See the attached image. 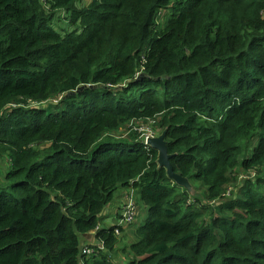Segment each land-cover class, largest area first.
I'll use <instances>...</instances> for the list:
<instances>
[{
    "label": "trees",
    "instance_id": "16d2710c",
    "mask_svg": "<svg viewBox=\"0 0 264 264\" xmlns=\"http://www.w3.org/2000/svg\"><path fill=\"white\" fill-rule=\"evenodd\" d=\"M78 1L0 0V264H123L92 233L130 187L124 264H264V0Z\"/></svg>",
    "mask_w": 264,
    "mask_h": 264
},
{
    "label": "rangeland",
    "instance_id": "374dc122",
    "mask_svg": "<svg viewBox=\"0 0 264 264\" xmlns=\"http://www.w3.org/2000/svg\"><path fill=\"white\" fill-rule=\"evenodd\" d=\"M94 2V0H80L77 2V7L80 8V9H83V8H86L88 6H90L92 3ZM68 18V14L65 12V11H58L55 15V18H54V21H53V27L54 29L60 33L61 35H66L67 33L71 32V31H78L80 30V28L78 27V29H75L74 26H71L67 20ZM167 23V21H166ZM54 103V102H53ZM42 106V105H40ZM139 126H142V128L139 129V131L141 132L142 130H145L144 133L146 136H144V138H151V134L154 135V136H157V135H161L163 133H161L160 130L158 129H155L154 126L150 123L146 124H139ZM142 129V130H141ZM144 144H146V141H144ZM7 165V162L6 161H1L0 162V166L1 168H5ZM193 187V186H192ZM237 188V187H235ZM128 190V188L126 189H119L115 195V199L111 202V205L110 207L107 209L104 210L105 212V216L103 217L104 214L101 215L100 217V225L98 226V228L101 226V228H106V229H109V228H114L115 226L112 225V223H117L118 222V219L116 218L115 221H114V215H113V211L116 212L117 210H120L122 208V205H121V208H120V200L122 202V196L123 194L125 195V191ZM190 194H193V188L190 190H188ZM124 201V200H123ZM137 201H138V198H137ZM138 217L135 221L134 224H131L130 227H128L127 229H125L122 233L123 237L126 236L127 240L126 239H123L121 238V236H116V238L119 240L118 242V254H117V257L115 259H117L119 262H122L123 264L127 261V256H126V253L123 252V249H124V245L126 243H133L134 242V237H133V231L137 228H139L140 226H142L147 218H148V213H147V209L144 208V206L142 204L139 203L138 205ZM118 215V213H117ZM100 229L98 230H95L92 234L95 236L97 235V232L99 231ZM128 233V235H127ZM121 234V233H120ZM83 243L87 246V242L85 240H83Z\"/></svg>",
    "mask_w": 264,
    "mask_h": 264
},
{
    "label": "built area",
    "instance_id": "2783aa9c",
    "mask_svg": "<svg viewBox=\"0 0 264 264\" xmlns=\"http://www.w3.org/2000/svg\"><path fill=\"white\" fill-rule=\"evenodd\" d=\"M142 130V129H141ZM143 132L145 130H142ZM141 131V132H142ZM146 136L145 133L143 134V137ZM155 137L154 135L151 134V138ZM150 138H144V140L146 141L147 145V141ZM231 189L228 190V194L230 193ZM125 195L123 194L122 196V208H121V217L120 219H118V222L114 225V229H115V235L116 236H121L123 231L125 229H127L128 227L131 226V224H134L137 217H138V205H137V194H136V190L133 189L132 187L128 188V190H126ZM124 200V201H123ZM101 229V226L98 228H96V230ZM121 233V234H120ZM94 236V235H93ZM94 247V248H92ZM92 247L84 246L83 247V255L84 256H88L91 257L90 255L96 254L95 252V248H98V251L102 250L104 252H106V248H105V244L104 242H100L97 245H94Z\"/></svg>",
    "mask_w": 264,
    "mask_h": 264
},
{
    "label": "water",
    "instance_id": "95a60500",
    "mask_svg": "<svg viewBox=\"0 0 264 264\" xmlns=\"http://www.w3.org/2000/svg\"><path fill=\"white\" fill-rule=\"evenodd\" d=\"M92 89H98L103 88V85H91ZM87 87H82L79 89V91H83ZM167 131L163 132L158 137L150 138L147 141V144L149 147L155 149L158 151V160L157 163L160 168H165L167 170V173L169 177L180 187L186 188L187 190H190L193 188L189 180L180 174L175 173L173 165L171 164V159L174 157V155L169 154L167 142L165 140ZM89 237V235L87 236Z\"/></svg>",
    "mask_w": 264,
    "mask_h": 264
},
{
    "label": "clouds",
    "instance_id": "9594fccd",
    "mask_svg": "<svg viewBox=\"0 0 264 264\" xmlns=\"http://www.w3.org/2000/svg\"><path fill=\"white\" fill-rule=\"evenodd\" d=\"M160 136V135H159ZM155 137H158V136H155ZM147 146H148V144H147ZM245 179V175H242L241 177H240V181L242 182L243 180ZM229 189H231V191H230V193L228 194V191H227V196H230L231 195V192L233 191V190H235V188L234 187H229L228 188V190ZM93 235V234H92ZM93 237H96V235L95 236H93Z\"/></svg>",
    "mask_w": 264,
    "mask_h": 264
},
{
    "label": "crops",
    "instance_id": "0c3cea01",
    "mask_svg": "<svg viewBox=\"0 0 264 264\" xmlns=\"http://www.w3.org/2000/svg\"><path fill=\"white\" fill-rule=\"evenodd\" d=\"M121 205H122V202H121V200H120V208H121ZM110 207V206H109ZM109 207H107V209L109 208ZM119 212V210H117L116 212H114L113 211V215H114V221H115V219L117 218V213ZM105 216V212H104V215H103V217ZM116 224V223H115ZM114 223H112V225H115ZM127 235H128V233H127Z\"/></svg>",
    "mask_w": 264,
    "mask_h": 264
}]
</instances>
